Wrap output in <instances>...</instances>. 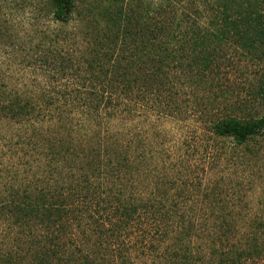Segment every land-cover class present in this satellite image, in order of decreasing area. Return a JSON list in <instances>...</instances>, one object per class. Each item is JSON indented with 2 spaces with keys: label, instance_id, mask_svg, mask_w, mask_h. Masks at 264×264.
<instances>
[{
  "label": "trees",
  "instance_id": "trees-1",
  "mask_svg": "<svg viewBox=\"0 0 264 264\" xmlns=\"http://www.w3.org/2000/svg\"><path fill=\"white\" fill-rule=\"evenodd\" d=\"M132 1L51 0L64 31L40 56L47 81L0 91L6 262L21 249L39 264H98L94 235L109 242L143 222L159 231V264H264V218L242 215L244 180L226 173L231 150L264 140V114L239 117L235 100L204 120L210 104L236 98L229 37L244 62L264 63V13L223 10L207 25ZM256 94L264 101V87ZM191 118L208 128L167 132ZM226 140L231 149L216 145Z\"/></svg>",
  "mask_w": 264,
  "mask_h": 264
},
{
  "label": "rangeland",
  "instance_id": "rangeland-1",
  "mask_svg": "<svg viewBox=\"0 0 264 264\" xmlns=\"http://www.w3.org/2000/svg\"><path fill=\"white\" fill-rule=\"evenodd\" d=\"M135 1H132L133 7L136 6ZM147 1L154 3L155 11L159 10V5L165 6L169 12L180 13V8L185 9L191 16L199 18L207 25L222 14L223 10H227L233 16L237 14V10L245 14L257 9L264 13V0H140L139 3L143 6ZM169 2L172 5L167 7L166 4ZM53 11L54 5L51 0H0V91L9 90L14 94L18 89L32 90L38 83L45 82L46 75L42 74L44 68L41 67L40 56H49L48 50L51 47L52 49L56 46L57 49L62 47L61 40L55 44L54 42L64 31V26L53 19ZM236 39L237 36L229 37L224 45L227 57L237 62L235 69L227 70L229 83L234 84L237 89L234 95L236 98L229 97L228 101L219 99L210 104L208 107L210 113L204 116V120H213L226 114L224 113L226 108L231 112L232 108L227 104L233 106L238 104L235 100L243 104L240 109L234 111L239 117L256 118L264 114V101L256 94L260 86L264 87V63L244 62L246 56L237 48ZM259 55L264 56V52H259ZM239 60L241 62L238 63ZM202 127L208 128L204 121L199 123L191 118L178 125L168 122L166 129L172 137H180L184 134L197 136V132L193 130H203ZM202 134L205 135L203 145L208 144V135L204 132ZM163 139L164 136L159 137V148ZM168 143L171 144V140ZM219 143L220 145L218 143L216 145L221 149L229 150L233 147L229 140ZM202 151L199 152L200 155ZM230 153L233 159L230 158L226 173L230 175L233 184L245 181H242L241 187L237 185L235 187L239 197L237 202L244 206L241 207L242 215L263 219L264 140L251 145L250 149L237 148ZM198 170L200 172V167ZM253 180L254 184L251 183ZM245 208L248 209L245 211ZM149 230L150 234L142 222L131 230L117 233L109 242L94 235L95 242L89 254H94V251L99 254L98 264H159V231L156 232L152 227H149ZM10 236L21 237L22 242L26 243V234L19 235L17 231H13ZM6 238V232L0 234V264H39L21 249L18 250L20 254L15 257L13 263L6 262L7 250L3 245Z\"/></svg>",
  "mask_w": 264,
  "mask_h": 264
}]
</instances>
